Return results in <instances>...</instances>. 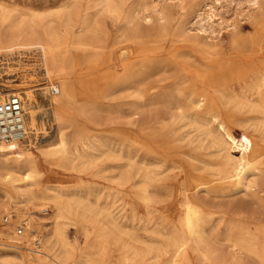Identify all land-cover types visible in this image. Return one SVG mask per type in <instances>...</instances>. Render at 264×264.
Returning <instances> with one entry per match:
<instances>
[{"label": "bare ground", "instance_id": "bare-ground-1", "mask_svg": "<svg viewBox=\"0 0 264 264\" xmlns=\"http://www.w3.org/2000/svg\"><path fill=\"white\" fill-rule=\"evenodd\" d=\"M162 1L150 5L151 1L145 0L136 10L127 6L124 0H66L54 10H24L18 6L0 5V56L8 57L7 60L11 56L17 57V65L25 66L24 54L34 52L28 64L30 71H25L27 74L12 72L10 61L0 67V102L19 92L9 86L2 87L6 79L19 80L15 84L19 89L24 85L32 88L43 84V87L18 93L23 101L25 130L28 137L36 138L47 122L57 127L55 139L41 148L35 145L36 151L25 145L24 150L19 148L18 141L0 143L5 150H10L0 156V191L3 193L0 214L12 216L9 224L0 226V264H193L192 253L205 264H241L245 258L264 264V215L251 217L225 209L214 212L190 198V192L194 190L222 197L243 194L255 198L264 207L261 194L264 192V122L257 123L252 119L240 122L243 130L238 139L230 128V124L237 121V112L246 110L264 115V80L257 77L239 91L232 85L222 89L221 85H225L223 77L234 82L232 64L214 72L197 71L195 77L187 70L167 87L154 84L147 69L135 75L134 70L131 71L133 66L127 63L133 55L132 48L125 45L132 36L130 26L140 15L144 22L149 20L147 14L152 9L159 21L157 34H163ZM246 1L252 8L264 2ZM209 7L210 20L212 17L224 19L216 5ZM105 15L119 22L115 34L107 27ZM175 29L187 33L183 23ZM107 86H119L128 92L123 97L127 108L120 113L132 118L127 124L129 131L135 133L120 132L117 135L116 158L126 160V166H129L118 179L117 186L124 181L130 182L135 187L136 199L141 200L148 211L152 201L151 188L160 170L157 164L147 160L149 154L161 156L163 152H171L177 142L185 143L186 147L195 143L198 152L199 148L204 150L203 144L207 141V148L212 149L207 154L211 158L208 161L207 155L200 154L202 152L190 155L183 145L184 155L191 163L180 160L177 166H215V169L211 173L197 168L184 170V199L177 220L164 226L170 230L165 243H151L149 235L121 222L110 208L91 204L82 193L69 192L57 183L47 186L38 179L42 160H80L93 165L96 152L107 145V140L79 136L73 143L68 142L65 129L72 125L74 113L86 117L90 130L95 128L91 114L96 110L95 99L99 96L96 90ZM84 90L91 93L85 95ZM37 98L46 104L39 103ZM156 106L162 109L150 115ZM142 115L147 117L143 119ZM145 129H150L151 133L144 139L154 140V146L150 152L141 155L140 149L146 146L140 141ZM194 133L198 135L196 139ZM45 205L51 207L49 216H36L40 221L38 224L46 229L45 234L37 229L31 212L24 219L27 221L24 235L18 236L11 230L18 221L15 217H20L30 207ZM48 220L52 223L50 229L47 228ZM71 221L81 225L88 247L79 248L68 240L65 227ZM31 231L37 233L38 248H34L35 238L30 237ZM211 237L228 248L226 254L211 244ZM91 239L97 242V251H92ZM22 250L28 254H23Z\"/></svg>", "mask_w": 264, "mask_h": 264}, {"label": "rangeland", "instance_id": "rangeland-1", "mask_svg": "<svg viewBox=\"0 0 264 264\" xmlns=\"http://www.w3.org/2000/svg\"><path fill=\"white\" fill-rule=\"evenodd\" d=\"M64 1L66 0H0V5L8 7L18 6V9L24 10H42L45 8L54 10ZM124 1L127 6L136 10L140 8L145 0ZM148 1H151L150 5H155L157 2V0ZM232 1L235 0H220L222 4L220 2L216 3L215 0H163L162 8L165 19L162 21V24L165 31L161 35L157 34L159 21L157 19V13L152 9L147 14L150 19H146V22H144L145 19L142 15L136 17L134 25L130 26V33L132 36L125 42V45H129L132 48L133 55L128 59L129 62L127 61L129 65L131 64L133 66L131 71L133 72L134 70L135 75H137L139 71L147 69L150 71V75H152L151 81L155 82L154 84L167 87L172 84L173 80L179 74L187 72V70L191 76L195 77L197 71L214 72L219 67L224 68L232 64L235 68V73L232 78L234 82L223 77L225 85H221L222 89L235 86L236 90L239 91L242 86L249 84L257 77H261L264 80V2L262 1L259 7L252 8L246 0ZM237 3L239 5H237ZM195 4L198 5L193 9L192 7ZM212 5H216L219 8L224 18L223 20L219 17L220 20L217 17H212L210 20L211 9L209 6ZM199 12H201L202 15L200 14V16H198L197 14ZM104 21L107 27L112 30V34H115L119 27V22L106 15L104 16ZM220 21H222L223 24L220 23ZM181 23H183L184 28L187 30L186 34L175 29ZM209 25L212 28H207ZM33 53L34 52L24 54L25 60H27L25 66L27 67L17 65V57H9L10 63L13 64V67H10L12 72H18V75L27 74L25 71H30L28 64L31 63V59L34 57L32 56L34 55ZM3 59L4 57H0V60ZM89 68L92 69V66H89ZM155 69H157L158 72H156L157 70L155 71ZM163 77L164 79H161ZM207 77H209V75H207ZM17 82L19 83V80L12 82V80L6 79L3 81L2 87L9 86V88L17 92L19 91L18 93L33 88L37 89L43 87V84L32 88L29 85H24L22 89H19L15 88ZM118 87L119 86H107L103 90H96L99 96L95 99L96 110L91 114V118L94 121V129L90 130L86 117H82L77 113L72 115V125L65 129L68 142L73 143L79 136L83 139L91 137L94 138L93 140H96L100 137L99 139L103 141L107 140L105 141L107 145L101 147L99 150L100 152H96V159L93 165L84 163L80 160L75 162L71 160H42L39 165L42 166L41 176L38 179L47 186H54L57 183V185L66 187L69 192L82 193L81 195L87 197L88 200L91 201V204L93 203V205L101 208H110V210L114 212L115 217L121 219V222L127 223L130 227L139 228V232L149 235L151 243L157 242L158 244V242L161 241L165 243L169 238L167 236H169L170 230L168 227L164 228V226H166V223H171V220H177L184 199V170L197 168L204 169L208 171V173H211L215 169V166H177V162L180 163L181 160L186 162V164L191 163L190 159L184 155L186 150L190 155H195V153L199 154L200 152H202L200 154L207 155L212 152V149L207 148V141L203 144V147H205L204 150L203 148H199L198 152H196L197 148H194V146H196L195 143L186 147L185 143L177 142L171 152H163L161 156L149 154L150 156L148 155L147 160L157 164L160 170L154 182V186L151 188L152 201L148 211L145 204L141 200L136 199L133 194L135 187H133L130 182L124 181L123 184L117 186L119 185L118 179L122 174H125L129 168V166H126V160H119L116 158L117 143L119 142L117 135L120 132L132 134V131H129L130 126L127 124L132 118L120 113L121 110L127 108V106L124 105L125 98L123 97L127 95L128 92ZM112 89H114V91ZM83 93L89 95L91 92L89 90H84ZM37 99L39 103L43 105L46 104L40 98ZM161 109V106H156L149 114L153 116L156 111ZM260 113L261 112H246V110L237 112L235 114L237 121L230 124L232 134L237 139L240 138L243 130V127L240 126V122L242 121L252 119L257 123L264 122V115ZM144 116L147 117V115H142L141 117L145 119ZM56 129L57 127L49 121L46 125L44 124L43 130L38 132L36 138L33 137V135H31V137L29 136L28 140L31 144L25 141L17 144V146L23 148V145H25L30 147L31 150L36 151V148L44 147L55 139ZM262 129L264 133L263 126ZM150 131V129H145V135L140 139L141 145L148 146V149L146 146L140 149L141 155H143L145 151L150 152L154 146V140L144 139V136L151 133ZM133 134L135 135L134 132ZM197 136L198 135L194 133L195 139ZM27 143H29V145ZM35 145L37 146L36 148ZM183 145H185L186 150H184ZM3 146L4 145H0V156L10 151L5 150ZM111 153L113 156H110ZM101 154H103V158H101ZM208 156L209 155L205 156V158L210 161L211 158ZM160 174L163 175L161 176ZM122 185L125 186L123 187ZM261 194L264 196V192ZM162 196L164 198H162ZM159 197L160 201L158 200ZM190 198L193 202L204 204L207 206L208 210L214 212H220L225 209L230 212H240L242 215L251 217L264 215L263 205L255 200V198L243 194H232L231 197H222L219 194H207V192L204 191L196 193L194 190L190 192ZM2 200L3 193L0 191V201ZM30 212L32 215L30 217L36 220L34 222L37 225V229L45 234L46 229L38 224L40 221L36 216L48 217L51 213V207L49 205L40 208L30 207L23 215L15 217L16 219L18 218V221L14 222L11 230L15 231L17 224L27 218ZM2 214H0V226L4 225L2 224V218L5 214ZM101 217L102 216H100V218ZM48 221L49 225H47V228L49 227L48 229H50L52 228V223L50 220ZM65 231L71 243L76 244L79 248L88 247V244L82 236V227L79 223L72 221L68 222ZM210 242L214 247L218 248V250H221L222 253H227L228 248L222 243L217 242L215 238L211 237ZM89 243L92 251L98 250V244L94 239H91ZM22 253L25 255L28 254L26 250H22ZM192 259L193 264H205L196 254L192 253ZM241 264L261 263L253 258H245Z\"/></svg>", "mask_w": 264, "mask_h": 264}, {"label": "built area", "instance_id": "built-area-1", "mask_svg": "<svg viewBox=\"0 0 264 264\" xmlns=\"http://www.w3.org/2000/svg\"><path fill=\"white\" fill-rule=\"evenodd\" d=\"M0 60V67L2 68L6 61L5 58ZM25 122H24V110L23 101L18 93L10 94L4 101L0 102V143L18 141L25 142L29 139L26 132ZM12 216L5 215L2 218V223L7 225L11 222ZM27 221L23 220L19 222L15 228V233L18 236H22L26 233ZM36 231L30 232V237L35 238L34 248H38L39 240L35 237Z\"/></svg>", "mask_w": 264, "mask_h": 264}]
</instances>
